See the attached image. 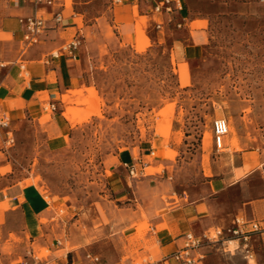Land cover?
I'll list each match as a JSON object with an SVG mask.
<instances>
[{
	"label": "rangeland",
	"instance_id": "1",
	"mask_svg": "<svg viewBox=\"0 0 264 264\" xmlns=\"http://www.w3.org/2000/svg\"><path fill=\"white\" fill-rule=\"evenodd\" d=\"M65 1L69 16L74 0ZM90 1L74 6L86 10L88 22L103 15L111 3ZM184 1L188 18L206 21H196L192 28L165 25L157 43L141 39L134 47L117 49L106 19L97 28L99 33L85 31L87 47L82 46L81 52L86 62L85 84L62 97V117L73 126L64 129L66 134L62 130L65 124H55V118L61 119L49 104L33 119L0 128V160L8 163L1 172L9 173L11 180L23 185L30 182L49 196L62 198L63 205L53 210L52 222L55 236L67 251L75 249L72 240L79 239L92 249L88 252L92 255L108 252L101 241L105 226L109 230L111 225L120 227L135 216L132 189L144 176L168 178L167 191L180 192L187 185L210 180L215 170H231L236 153L251 152L258 169L243 178L228 201L237 203L243 194L257 198L264 191V3ZM4 4L0 0L1 12ZM74 11L79 12L77 8ZM82 19L79 16L75 21L81 26ZM202 29L207 31L202 34V49L185 51L186 45H201ZM107 45L114 49L108 50ZM76 53L74 50L73 55ZM220 118L228 121L233 132L226 136L224 149L218 151L213 125ZM234 137L237 147L231 143ZM158 140L165 141L164 148L151 149ZM142 153L150 165L143 175L130 179L121 173V161L142 166ZM252 168L246 166L245 173ZM115 178L127 189V194L117 192L118 198L111 187H119ZM143 218L133 239L145 240L153 253L157 245L154 235L147 238L150 225ZM50 255L47 248L37 253L41 259ZM99 257V264L115 263L114 258ZM122 258L137 255L129 252ZM93 259L89 262L98 261Z\"/></svg>",
	"mask_w": 264,
	"mask_h": 264
},
{
	"label": "crops",
	"instance_id": "2",
	"mask_svg": "<svg viewBox=\"0 0 264 264\" xmlns=\"http://www.w3.org/2000/svg\"><path fill=\"white\" fill-rule=\"evenodd\" d=\"M107 1L111 3L103 15L95 16L94 20L88 22L85 18L86 10L76 7L79 10L76 12L74 6L87 5L91 1L74 0L69 16H66L67 5L61 9L62 25L53 26V23H49L41 42L24 48V28L19 18L31 15L33 8L22 0H4L3 12L0 6V117L6 116L10 120L9 126L30 117L33 119L42 112V106L55 103L58 112L54 114L61 119L55 118V124H65L67 130L72 129V123L62 117V97L67 92L79 90L85 84L83 72L86 62L81 55L82 46L87 47L84 33L87 29L99 33L97 28L102 19H106L112 28L117 49L134 47L141 39L153 43L160 40L162 30H157L158 19L149 10L145 11L142 3L136 4L133 0ZM133 9L138 16L134 15ZM79 16L83 17L81 26L75 21ZM141 18H145V24L139 30L137 22ZM196 21L206 19L190 16L185 27L192 28ZM189 31L192 37V30ZM205 32L206 29L199 31L201 45H186L185 51L202 49V34ZM76 41L77 48L73 49L71 44ZM107 48L112 51L114 46L107 45ZM74 50L78 53L74 54L75 58H71ZM164 144V140H158L151 149L164 148ZM171 148L177 150L176 147ZM140 157L142 166L138 163L136 165L143 171L150 165L145 163L143 153ZM124 163L132 161H121L119 165L122 169L116 166L121 173H127ZM7 164L0 160V264H13L18 260H21L18 264H99V256L114 258V264H118L129 252L137 255V258H128L126 261L129 262L149 260L160 264H264V231L252 233L248 243L238 238L226 240L225 236L203 239L199 248L189 252L194 256L191 263L179 262L170 257L183 246L188 233L198 238L210 236L211 231L231 227L235 219L264 224V191L257 198L243 194L237 203L228 201L231 191L242 184L243 178L258 169L254 167L255 160L251 158V152H242V155L236 153L231 170H215L210 180L187 185L180 192L167 191L168 178L162 179L159 175L144 176L135 181V188L132 189L136 202L135 209H132L135 216L120 227L111 225L109 230V226H105L106 234L101 241L107 245L108 252L97 253L99 255L88 253L92 249L87 248L84 240L79 239L72 240L75 249L65 250L62 241L55 236L56 225L52 222L53 210L63 205L62 198L49 196L35 184L23 186L22 181L9 179V173L1 172ZM246 166L253 168L245 173ZM241 174H244L242 178H236ZM114 181L119 184L118 191H125L120 195L127 194V189L121 186L119 180L115 178ZM111 187L118 198V191H115L113 184ZM126 187L131 188L132 185ZM43 216L47 219L44 220ZM143 217L150 225L147 238L154 235L157 245V251L153 253L146 248L145 240L133 239L136 225L144 220ZM65 239L70 240L68 235ZM230 244H234L233 249ZM45 248L51 255L41 259L37 253ZM90 257L98 261L91 263Z\"/></svg>",
	"mask_w": 264,
	"mask_h": 264
},
{
	"label": "built area",
	"instance_id": "3",
	"mask_svg": "<svg viewBox=\"0 0 264 264\" xmlns=\"http://www.w3.org/2000/svg\"><path fill=\"white\" fill-rule=\"evenodd\" d=\"M28 3L33 8V13L29 16L19 18V22L24 28V35L22 45L24 48L37 45L41 42L42 37L49 27V23L53 26H60L63 24V15L61 9L66 8L65 0H22ZM264 3V0H260ZM134 3H142L145 11L149 10L157 19V30H163L165 25L174 24L177 28L185 27L188 21V8L184 0H133ZM77 43H72L73 49L77 48ZM71 58H75L71 55ZM49 107L52 111H57L55 103H50ZM10 120L6 116L0 117V128H8ZM214 143L218 151L224 149V140L229 134V123L226 119L220 118L214 122L213 125ZM123 167L127 170L128 177L131 179L143 175L144 170H139L135 163H124ZM248 228H245V226ZM264 231V224L258 221L245 222L241 219H235L231 227L226 229H217L214 231L215 235L204 236L198 238L192 233L186 234L183 246L170 255L176 261L183 263H191L194 260L189 252L200 247L203 239H217L225 236L227 239L238 238L244 243H248L251 234ZM169 258V257H168ZM168 258H165L166 260ZM118 264H160V262L142 260L129 262L121 260Z\"/></svg>",
	"mask_w": 264,
	"mask_h": 264
},
{
	"label": "bare ground",
	"instance_id": "4",
	"mask_svg": "<svg viewBox=\"0 0 264 264\" xmlns=\"http://www.w3.org/2000/svg\"><path fill=\"white\" fill-rule=\"evenodd\" d=\"M135 15L138 16L137 11H135ZM144 24H145V18H141V19L138 20V22H137V28L141 29V28L143 27ZM117 44H118V43H117ZM63 128L66 129V125H63ZM229 132H233V129H232L231 127L229 128ZM208 139H209V136L206 135V138L204 139V141L206 140L205 142H206L207 145L209 144ZM230 140H231V139H230ZM231 143H232V145H233L234 147H237V146H238V141H237L236 137H234V138L232 139ZM26 184H27V185H30V182H29V183H26ZM23 186H24V185H23ZM113 187H114L115 191H118V190L120 189V188L117 186V184H114ZM120 191H121V190H120ZM118 192H119V191H118ZM118 195H119V194H118Z\"/></svg>",
	"mask_w": 264,
	"mask_h": 264
}]
</instances>
